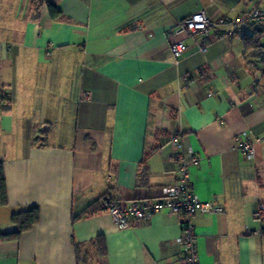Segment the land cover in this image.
<instances>
[{
	"label": "crops",
	"instance_id": "0c3cea01",
	"mask_svg": "<svg viewBox=\"0 0 264 264\" xmlns=\"http://www.w3.org/2000/svg\"><path fill=\"white\" fill-rule=\"evenodd\" d=\"M62 16L52 19L48 4ZM264 0H0V162L15 213L40 221L0 240V264H182L178 215L120 228L98 199L153 200L179 179L223 213L197 214L200 264H264V149L248 160L238 136L264 133V22L234 37L188 39L176 63L175 23L205 9L234 18ZM255 76L260 77L258 88ZM188 77V80H184ZM181 136L175 148L173 137ZM103 237L107 254L100 256ZM79 248V256L78 249Z\"/></svg>",
	"mask_w": 264,
	"mask_h": 264
},
{
	"label": "built area",
	"instance_id": "2783aa9c",
	"mask_svg": "<svg viewBox=\"0 0 264 264\" xmlns=\"http://www.w3.org/2000/svg\"><path fill=\"white\" fill-rule=\"evenodd\" d=\"M258 22H264V5H257L234 18H214L209 16L205 9H201L175 23L170 35L181 38L171 42L170 50L178 63L189 51L188 39L193 40L198 52L206 53L208 45L205 44V41L211 36L213 29H217L214 39L225 41L234 37L245 26ZM184 80L187 81L188 77H184ZM259 83L260 77L255 76L254 86L258 88ZM172 140L175 148L180 146L181 136L175 135ZM238 144L247 159L252 160L256 157L257 145L264 149V133L257 138L251 137L248 133H242L238 136ZM198 160V156L189 157L180 153L178 182L175 186L166 189L161 197L153 200H133L126 203L105 201L102 204L120 228L130 226L132 221L148 220L157 213L168 212L178 215L181 236L177 243L181 250V263L200 264L194 217L197 214L223 213V208L216 207L211 202L201 201L194 194L189 169ZM256 215L264 220V206L258 208Z\"/></svg>",
	"mask_w": 264,
	"mask_h": 264
},
{
	"label": "trees",
	"instance_id": "16d2710c",
	"mask_svg": "<svg viewBox=\"0 0 264 264\" xmlns=\"http://www.w3.org/2000/svg\"><path fill=\"white\" fill-rule=\"evenodd\" d=\"M48 9L52 19H58L62 16V11L57 7L55 3H49ZM114 201L110 196H105L98 199L94 204L86 208L80 215L74 216L73 221L79 219L81 216H91L102 210H106V207L102 202ZM9 202L8 199V188L4 172V164L0 162V206H6ZM115 202V201H114ZM12 221L16 225V230L10 233H0V240H7L10 238H15L21 235V233L31 230L40 221V209L39 207H33L30 210L15 213L12 216ZM97 251L100 256H105L107 254L106 242L103 237L97 239ZM79 248L78 256H79Z\"/></svg>",
	"mask_w": 264,
	"mask_h": 264
}]
</instances>
